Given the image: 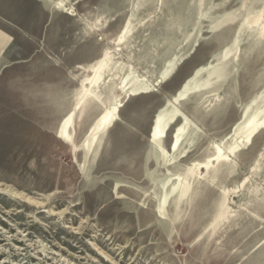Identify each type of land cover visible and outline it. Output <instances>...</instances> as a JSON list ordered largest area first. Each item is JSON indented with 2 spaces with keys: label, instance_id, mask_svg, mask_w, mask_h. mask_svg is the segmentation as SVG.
Listing matches in <instances>:
<instances>
[{
  "label": "rangeland",
  "instance_id": "rangeland-1",
  "mask_svg": "<svg viewBox=\"0 0 264 264\" xmlns=\"http://www.w3.org/2000/svg\"><path fill=\"white\" fill-rule=\"evenodd\" d=\"M262 111L264 0H0V264H264Z\"/></svg>",
  "mask_w": 264,
  "mask_h": 264
},
{
  "label": "bare ground",
  "instance_id": "bare-ground-1",
  "mask_svg": "<svg viewBox=\"0 0 264 264\" xmlns=\"http://www.w3.org/2000/svg\"><path fill=\"white\" fill-rule=\"evenodd\" d=\"M128 28H129V24H127L126 29ZM124 32L126 33V31ZM112 61L113 59H112L111 51L109 49H106L104 54L98 61L87 65V69L92 72V75L86 77L83 80L82 89L81 91L79 90L80 93L78 94L77 99L75 98L76 103L74 107L72 108V110L68 113V115L62 120L60 129H59L60 137L63 139V141L70 143L71 146L72 145L75 146L74 137L71 133V129H72L73 122H74V117L76 113L78 112V110L79 111L81 110V113H82L83 107H85L88 104V102L91 101L92 98L97 97V94L94 91V88L98 85V83L104 77V74L109 70ZM175 96H176L175 99L177 100L185 98L186 90H181ZM115 113H116L115 110H106L97 118L94 126L87 133L81 145L82 149L86 150L87 152L90 151V149H92L94 143L98 140V138L114 122ZM169 118L170 116L168 114H165L164 112H161L157 115L154 131H153V142L154 143H156L157 140L164 135L165 128H166ZM246 127L248 128L249 135L254 133L256 128L264 127V111L260 112L259 114H255L252 117L251 116L248 117V119L246 120ZM185 130H186V125H182L177 129L175 137H174V148L173 149L178 148ZM179 187L180 188L182 187L181 188L182 190L187 189V185L183 181L180 182Z\"/></svg>",
  "mask_w": 264,
  "mask_h": 264
}]
</instances>
